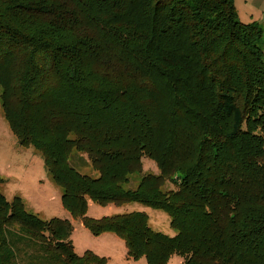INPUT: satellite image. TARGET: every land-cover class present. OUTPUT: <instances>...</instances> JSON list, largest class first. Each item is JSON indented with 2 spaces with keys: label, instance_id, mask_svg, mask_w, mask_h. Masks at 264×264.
<instances>
[{
  "label": "trees",
  "instance_id": "1",
  "mask_svg": "<svg viewBox=\"0 0 264 264\" xmlns=\"http://www.w3.org/2000/svg\"><path fill=\"white\" fill-rule=\"evenodd\" d=\"M262 38L233 0H0L3 112L72 216L130 258L264 264ZM87 198L164 210L177 236L143 213L89 219ZM73 231L0 191V264H107Z\"/></svg>",
  "mask_w": 264,
  "mask_h": 264
},
{
  "label": "rangeland",
  "instance_id": "2",
  "mask_svg": "<svg viewBox=\"0 0 264 264\" xmlns=\"http://www.w3.org/2000/svg\"><path fill=\"white\" fill-rule=\"evenodd\" d=\"M238 18L243 24H256L263 31L260 44L264 51V0H233ZM264 137V131L260 132ZM83 175L98 177L91 165L78 168ZM143 171L160 175L155 161L144 158ZM0 178L3 183L1 193L9 202L20 198L26 211L43 221L60 219L69 221L74 231L71 240L75 253L84 256L92 253L107 264H148L146 258L133 259L128 255L125 241L113 233L95 235L80 219L75 218L63 203V190L48 175L45 162L32 147L20 145L7 121L2 107L0 89ZM143 213L148 218L149 227L156 233L175 238L177 232L171 226V218L164 210L155 209L140 203L124 207L102 206L87 198L86 216L92 220H102L116 215ZM168 264H184V258L173 256Z\"/></svg>",
  "mask_w": 264,
  "mask_h": 264
}]
</instances>
